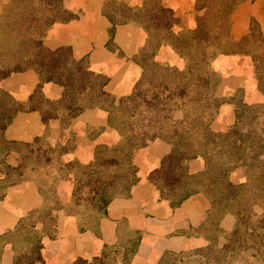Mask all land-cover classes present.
<instances>
[{"label":"crops","instance_id":"0c3cea01","mask_svg":"<svg viewBox=\"0 0 264 264\" xmlns=\"http://www.w3.org/2000/svg\"><path fill=\"white\" fill-rule=\"evenodd\" d=\"M144 1L116 0L132 8H139ZM160 1L178 18V30L196 27L200 13L198 0ZM113 2L62 0L66 19L52 23L40 33L39 39L48 50L70 47L76 59L87 58L91 71L108 78L104 89L111 95L113 104L118 105L122 98L133 93L142 78L144 67L138 56L148 34L135 20L113 27L105 11ZM20 5L18 0H0V192H4L0 198V264H14L18 239L10 236L20 221L48 207L51 219L37 221L35 226L42 243V260L36 264H95L101 260L105 264V256L110 255L113 260L106 264H161L168 253L183 255L209 245L211 238L205 230L213 204L206 191L191 192L177 203L164 196L153 180V174L174 150V143L166 137L149 140L134 152L136 182L127 194L114 197L106 213L94 223H82L77 214L68 210L76 180L71 170L58 180L52 177L48 186L42 183L38 173L3 188L9 172L24 173L26 156L39 141L49 153L61 151L60 164L73 167L90 164L97 149L116 146L123 139L106 108L87 107L71 117L59 107L64 85L44 79L33 65L11 69L23 48L18 45L20 34L6 29V25L19 30L14 12ZM31 16L37 17L36 10ZM252 23L259 26L264 36V0H243L230 14L231 34L237 39L250 34ZM252 59L251 54L233 53L221 54L214 60L221 74L218 95L226 101L211 123L213 129L224 132L235 125L238 93L248 104L264 102ZM46 161L48 165L58 163L53 157ZM206 161L199 156L186 159L183 164L188 174L195 175L204 171ZM50 187L56 190L53 206L51 193L46 191ZM229 218L220 221L226 230H231L233 225ZM126 256L128 261H124Z\"/></svg>","mask_w":264,"mask_h":264},{"label":"trees","instance_id":"16d2710c","mask_svg":"<svg viewBox=\"0 0 264 264\" xmlns=\"http://www.w3.org/2000/svg\"><path fill=\"white\" fill-rule=\"evenodd\" d=\"M18 1L21 5L15 12H12L16 14L15 24L19 30H10L20 34V47L23 48V53L18 62L11 69L19 70V68L24 65H33L40 70L44 79L55 80L64 85V95L59 102V107L66 110L71 117L78 115L87 107L105 106L107 104L110 110V121L114 123V120L117 123L123 135L121 143L115 146L112 159L109 160L112 168H119V170L116 169L112 179H102V177L98 175L99 169L97 168H105V166H107L104 162L105 159L100 160L101 158L103 159L102 155H100L101 158L98 157V160H96L94 164L88 166L83 184L89 185L90 192L88 197H84V204L76 203V206L83 207L81 212H79L83 217L80 218L82 223L88 224L95 221L97 222L106 213L107 206L114 197L129 192L137 179V168L132 161L133 154L137 149L146 145L149 140L156 137H168L174 143L172 154L164 160L161 169L153 174V180L159 185L164 196L180 203L186 195L189 194L186 193L180 197L172 194L171 189L173 181L170 182L167 179V175L174 173L175 178V174H177L180 180L185 177H192V175L188 174L186 166L184 164L181 165V161L183 163L186 159L201 155L206 158L208 164V168L204 171L203 175L208 181L210 188L218 195L217 198L215 195L213 199L215 205L219 203L222 204L221 202L224 201L229 203L230 201L228 198H230L231 195L234 196L233 199H244L246 197L240 192L245 184L233 185L229 181L228 176L238 163L249 166L248 160H250L252 164L264 166V163L258 164L259 161L257 162L259 153L264 149V130L260 131L258 127L260 124L258 120L260 119L259 116L264 115V104L261 106H250L243 103L241 106L243 111L238 114L235 125L228 131L222 132L211 127L210 122L213 118L204 123H200V120L195 118L192 119V121L188 119H182V121L178 118L167 119L168 122L166 121V123L162 125L164 116H167L168 112H171V114L176 113L172 110L171 105V100L175 97V93H169V95L163 99V104L154 100L155 98H153L152 101H148V109H153L154 106L158 104H161L162 107L150 110L147 115H140V117L137 115L139 105L137 106L135 103L137 97L136 91L139 86L143 84L145 76L148 75L147 70L150 73L159 71L162 76L164 75L163 77L172 76L171 79L170 77L166 78L168 81L177 80L182 82L181 87L184 90L178 93V96H189L190 93L187 94V91H185L187 83H193V85H198V87L203 86L204 89H207L215 78L213 77L214 72L210 70V67H207V58L220 52L239 53L246 51L252 53L254 60L257 62V73L260 75L259 81L264 91V38L260 36L257 39L259 40L261 38L259 41L260 43L254 45L256 41H252L250 36L235 40L229 31L224 33H215L216 31H212L213 29H218V27H226L223 13H230L231 10L243 0H220L219 5L216 7L211 5V3H206L205 0L201 5V1L203 0H199L200 8L208 4V11H216L218 16L213 26L206 25L205 21L207 17L201 16L199 18V26L196 29L183 32L177 37H174L171 31L172 25L174 24V19L171 16V9L164 6L160 0H146V3L140 8L125 6L124 10L121 9V13L111 11V7L106 6L105 11L110 17L113 27L118 23L135 20L148 30L150 38L154 36L157 37L159 41V37H162L161 34H163L165 42L173 38L175 47L185 57L187 62L183 70L164 67L157 62H153L149 69L146 66V75L137 83L134 93L131 96L123 98L117 106L113 104L111 95L104 89L108 82V78L102 74L91 71L87 58L76 59L70 47H63L55 51L48 50L43 46L42 40L39 39L40 33H44L52 23L66 19L67 12L62 6V0ZM209 5H211L210 8ZM35 10L37 12V17L31 16ZM209 30L213 33L209 34ZM169 36L171 37L169 38ZM164 41H159L158 45L162 44ZM247 44L249 49H241V47L247 46ZM143 52L145 53V51ZM143 52L138 59L143 56ZM163 77L160 78L164 80ZM190 80L194 82H190ZM194 93L198 94V90L194 89ZM190 96L193 98V94ZM212 96L213 95L210 93H207V96L205 95L206 99L211 100L217 108L221 104V101L217 97ZM254 109L260 110L259 114H256L257 111H255L256 115H252L251 113L254 112ZM114 110L120 111V119L114 117ZM153 112H156L155 115L147 119L149 114ZM245 112H248L249 115ZM160 113L164 116L160 115ZM151 130L153 133H150ZM165 132L171 133V135L167 136ZM235 150H239L242 155L238 156L234 154L236 152ZM251 152L253 155H251ZM98 153H100V151H98ZM13 174L15 175L14 177H12ZM22 176L23 173L21 172H9L8 180H6V185L3 186V188L22 179ZM218 186L222 187V191L218 190ZM168 187L170 189H168ZM221 194L225 196L218 199ZM3 196L4 192L1 191L0 198ZM79 198L81 199V197ZM242 211L241 206H239L238 210L236 209L235 212L237 213L236 227L238 226V228L241 225L239 224L240 220L247 223L248 220L252 219L250 216L251 214H247V212L243 214ZM24 219L25 218L22 220ZM22 220L20 221L18 230L23 223ZM257 222L258 225L251 231L252 236L255 234L262 235L259 237L256 235L253 236L254 239L252 240L254 243L258 241L256 249L264 253L263 212L258 216ZM33 235L32 239L34 241L27 248L31 253H29L28 259L25 261V257H23L24 254H22V256L18 255L15 258L14 264H36L42 260L41 236L40 234H35V231ZM216 240L217 236H213L212 242L209 245L198 248L195 251L193 250L194 253L197 252L202 254L201 258L204 259L203 264H233L235 261L234 258L237 257L235 253L239 250V245H235L236 242L239 241L237 234L234 231L231 232L228 242L220 247L216 245ZM171 255L177 254H166L162 258L161 264H167ZM128 260L129 257H124V261ZM244 260L248 262L245 258ZM241 261V264L245 262H243L242 258ZM262 263L264 264V261H262ZM124 264H127V262Z\"/></svg>","mask_w":264,"mask_h":264},{"label":"rangeland","instance_id":"374dc122","mask_svg":"<svg viewBox=\"0 0 264 264\" xmlns=\"http://www.w3.org/2000/svg\"><path fill=\"white\" fill-rule=\"evenodd\" d=\"M205 1H206V3H211V5L216 7L219 5L220 0H205ZM145 3H146V0L142 4V6ZM199 3H200V1L198 0L197 9L200 10V13L196 19L197 20L196 27H194L193 29H187V30L186 29H182V30L179 29L178 30L176 28L178 26V18L174 16V14L171 10V16L174 19V24L172 25L171 31H172V34L174 35V37L179 36L183 32H188V31L196 29L199 26V18L201 16L207 17V19L205 21L206 25L213 26V24L216 20V17L218 16L216 11H212V10L208 11V4H206L205 7L200 8ZM202 3H204V0L201 1V5H202ZM211 5H209V8L211 7ZM125 6H128V5H126L125 3H119V2L117 3L115 0L111 5L110 10L121 13V9L124 10ZM107 7H109V6H107ZM233 10H231V12ZM231 12L228 14L223 13L224 19L226 21V27H224V28L218 27V29H213L212 31H216L215 33H217V32H223L224 33V32L229 31L231 34V30H230V14H231ZM140 18L142 19L141 16H140ZM7 25H6V29H12L10 27L8 28ZM146 31H147L148 37H147L146 45H145L144 49L142 50V52L145 51V53L143 52V56L141 58H139L140 60L138 59V61H140V63L144 67V72H143L142 77H144L146 75V71H145L146 66L149 69L153 62H157L158 64H160L164 67L177 68L179 70H183L186 67V63H187L186 59L178 51V49L175 47V44H174L175 41L173 38H171L168 41L166 40V42H165L164 41L165 38H163V34H161L162 37H159V41H164V42H162V44L158 45V42H159L158 38L154 37V36H153V38H150V34H149L147 29H146ZM212 31L209 30V34H212L213 33ZM215 33H214V35H215ZM209 36H211V35H209ZM231 36L235 40L241 39V38H239V39L235 38L232 34H231ZM246 36H250L252 41H256V43L254 45H257L260 43L259 41L261 38L259 40H257L260 36H262L264 38L259 26L256 23H252L251 32L249 35H246ZM170 37L171 36H169V38ZM18 45H20V41H19ZM162 48H164V50L160 53V50ZM250 48L254 49L253 47H250ZM241 49H243V50L249 49L248 44H247V46L241 47ZM256 49H257V47H256ZM141 53H140V55H141ZM239 53L251 54V56L253 58L252 53H249L246 51L239 52ZM221 54H233V53L220 52V53H215L214 55H211L210 58H207V61H206L207 67H210L211 68L210 70L212 72H214L213 77H215V78L212 80V82L210 83V85L207 89H204L203 86L198 87V85L197 86L193 85V83H187V87H186L185 91H187V94L190 93L189 96H187V97L178 96V93H180L182 90H184L181 87L182 82L177 81V80L168 81V79H166V78L170 77V79H171L172 76L163 77L164 75L162 76V74L159 73V71H153V73L152 72L150 73L147 70L148 75L145 76L143 84H141L136 91L137 97H136L135 103L137 104V106L139 105L137 115H139V117H140V115H147L150 110H154L156 108L162 107L161 104H158L157 106H154L153 109H148L149 108L148 101H152L153 98H155L154 100L159 101L163 104V102H164L163 99H165L169 95V93H175L174 94L175 97L171 100V105H172V110L175 111L176 113L171 114V112H168L167 116H164L162 113H160V115L164 116V119L162 121L163 122L162 125L166 123L167 119L170 120V119L178 118L180 120L188 119L189 121H192V119L195 118V119H199L200 123H204V122L209 121L211 118H213L210 122V125H211L212 121L214 120V118L218 114V111L220 109L221 104L226 101V99L224 97H221L218 95V86L220 83L221 74L215 68V65H214V60L216 59L217 56H219ZM252 60H253V64H254V70H255L256 76L258 77V81H259L260 75H258V73H257V62H256V60H254V58ZM154 72H156V73H154ZM160 77H163L164 80H162ZM190 82H194V81L190 80ZM167 83L169 84V86ZM259 88L264 94V91L261 87L260 81H259ZM194 89L198 90V94L194 93ZM133 93H134V91H133ZM191 93L193 94V98L190 96V95H192ZM207 93L212 94L213 95L212 97H217L218 99H220L221 104L217 108H216L215 104L212 103L211 100L206 99L205 95L207 96ZM240 96H241V93H238V96L235 99L236 100V102H235L236 103V119H237L238 114L243 111L242 107H241L243 103L250 105V106H254V105L261 106L264 104V102L248 104V103L242 101L240 99ZM124 98H126V97H124ZM154 103H155V101H154ZM102 107L106 108L110 112L109 107H107V104L105 106H102ZM253 111L254 112L251 113L252 115L255 114V111H257L256 114H259V112H260V110H255V109ZM119 113H120V111L114 110V113H113L114 117H117V119H120ZM155 113L156 112L149 114L147 119L152 118L155 115ZM245 113H247V115H249L248 112H245ZM259 117H260V119H258V120L260 121V124L258 127L261 131V130H264V115H261ZM117 122H119V121H117ZM249 127H246V128H249ZM150 133H153V131L151 130ZM165 135L170 136L171 133L169 134L168 132H165ZM166 138H168V137H166ZM43 145L44 144L41 141H39L37 146L35 147L36 150L34 149V151L28 152V154L26 156L27 164L24 166V173H23L22 177H28L31 175L35 176V175H39L38 173H40L39 176H41L40 179L42 180V183L48 186V185H51L50 180L52 179V177H55L54 179L58 180L61 178V176H63V177L65 176L64 174L67 172V170L73 171V173L75 174L76 180H75V185H74V190H73V197H72V200L67 207H68V210L77 214L79 216V218H83L81 216V214L79 213V212H81L83 207L82 206L81 207L76 206V203H83L84 204L85 203L84 199L86 197H88L89 192H90L89 185L83 184V182L85 181L84 179L86 177L88 166L91 164H94L95 161L98 160V157L101 158L100 155H102L103 159L101 158L100 160L105 159L104 162H105V164H107V166H105V168L104 167L103 168L98 167L97 168V169H99L98 175L100 177H102V179H104V178L105 179H107V178L112 179V177L115 175L116 169L119 170V168H112V166L110 165V162H109V160L112 159V155H113V152L115 150L114 149L115 146L107 147V148H103V149H97L95 159L90 164L82 165L81 163H79V164L73 165V167L68 166V164H67L68 168H66L67 167V166L65 167L66 164H60V162H59L60 160H59L58 156H59V153L61 151H53V152L49 153L47 151V149L44 148L45 146H43ZM38 148H41V150H38ZM262 150L263 151L260 152L259 156H258V158H259L257 160V162L259 161L258 164L264 163V149H262ZM98 151H100V153H98ZM234 154H236L238 156L242 155V153L239 150H237ZM251 155H253L252 152H251ZM49 157L57 158L58 163H55L56 165H52V164L48 165L46 160L49 159ZM197 157H199V156H197ZM40 159H42V160H40ZM248 159H251V158H248ZM248 161H249V166L246 164H240V163L236 164L228 176L229 181L233 185L245 184V186L241 189L242 191L240 190V192H242V194H244L246 197L244 199H238V198L233 199L234 196L231 195V193H232L231 192L230 193L231 197L228 198L230 202L227 203L226 201H224V202H221L222 204L219 203L218 205H215L213 202L215 195H216V198L218 195L215 194L213 189L210 188V186L208 185V181L206 180L205 176L203 175L204 171L208 168L207 161H206V167H205L204 171L197 173L195 175H192V177L191 176L185 177L184 179L180 180L179 175H177V174H175V178H174V173L167 175V179L170 182L173 181L171 193L175 194L177 197H180L181 195L186 194V193L196 192L199 190L206 191V193L211 197L213 206H212V209L209 213V216L207 217V221H206L207 225H206L205 232H206L207 236L211 238V242H212V237L217 236L216 245L219 247L221 245L225 244L226 242H228V239H229L231 232L234 231L237 234V236L239 237V241H237L235 245H239V247H238L239 250L235 253V256L237 255V257L234 258L235 261L233 262V264H241V262H242L241 258H242L243 262L245 261L244 258L248 261V262L245 261L244 262L245 264H263L262 261H264V253L262 251L256 249L258 241L256 243H254V241L252 240V239H254L253 236L256 235L257 237H259L262 234H255L252 236V232H251L254 229V227L256 225H258V222H257L258 216L261 215L262 212L264 213V166L252 164V163H250V160H248ZM181 165H183L182 161H181ZM60 169H63V170L61 171ZM236 172L238 173L237 176L234 175V173H236ZM14 176L15 175L13 174L12 177H14ZM174 186H175V188H174ZM168 189H170V188L168 187ZM218 190L222 191V187L218 186ZM46 191L48 192V194L51 193L50 204L52 206L55 205L56 198L54 195H56V190L54 191V188L50 187ZM218 194H219V192H218ZM228 194H227V197H228ZM223 196H225V195L221 194L218 199H220V197H223ZM79 197H81V199ZM239 206H241V210H243L242 213L245 214L247 212V214H251L250 216L252 217V219L248 220L247 223L240 220L239 224H241V225L238 228V226L236 227L237 213H235V212H236V209L238 210ZM49 208L50 207H48V209H46L43 212L35 211V212L30 213L24 220H22L23 223L21 224V227L19 228V230H18V228H16L14 233H12V235L10 236L12 238L14 237V239H16V237H17V239H18L17 240L18 244L16 243L17 248H18L17 249V251H18L17 256L18 255L22 256V254H24L23 257H25V261H26V259H28L29 253H30L27 248L34 241L32 239V237L34 236L33 235L34 231H35V234H39L37 229H35L36 222L37 221H44L45 219H49L51 217V211L49 210ZM225 217H230L229 219L232 220L233 225H232L231 230L224 229L225 227L223 228L220 224V221ZM92 223H94V222H92ZM19 225H20V223H19ZM194 251H190L188 254H183V255H171L167 264H203L204 259L201 258L202 254L197 253V252L194 253ZM105 258L106 259H104V260L106 261V263H109L110 260L111 261L113 260V255L105 256ZM103 262H104L103 260H101L100 263H99V261H96L95 264H103ZM81 264H87V263H81Z\"/></svg>","mask_w":264,"mask_h":264}]
</instances>
